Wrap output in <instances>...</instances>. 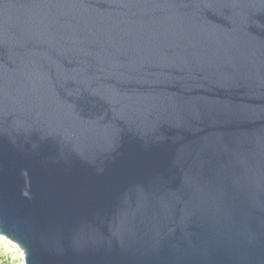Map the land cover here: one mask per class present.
I'll list each match as a JSON object with an SVG mask.
<instances>
[{
	"label": "water",
	"instance_id": "obj_1",
	"mask_svg": "<svg viewBox=\"0 0 264 264\" xmlns=\"http://www.w3.org/2000/svg\"><path fill=\"white\" fill-rule=\"evenodd\" d=\"M0 239L264 264V0H0Z\"/></svg>",
	"mask_w": 264,
	"mask_h": 264
},
{
	"label": "rangeland",
	"instance_id": "obj_2",
	"mask_svg": "<svg viewBox=\"0 0 264 264\" xmlns=\"http://www.w3.org/2000/svg\"><path fill=\"white\" fill-rule=\"evenodd\" d=\"M0 255L3 257L6 256L7 258L8 256H10V259L12 261L9 262V264H23L18 250H16L15 247H13L11 243L7 242L4 239H0Z\"/></svg>",
	"mask_w": 264,
	"mask_h": 264
},
{
	"label": "trees",
	"instance_id": "obj_3",
	"mask_svg": "<svg viewBox=\"0 0 264 264\" xmlns=\"http://www.w3.org/2000/svg\"><path fill=\"white\" fill-rule=\"evenodd\" d=\"M0 264H9L8 258L0 255Z\"/></svg>",
	"mask_w": 264,
	"mask_h": 264
},
{
	"label": "built area",
	"instance_id": "obj_4",
	"mask_svg": "<svg viewBox=\"0 0 264 264\" xmlns=\"http://www.w3.org/2000/svg\"><path fill=\"white\" fill-rule=\"evenodd\" d=\"M13 247H15L14 245H12ZM16 250H18L19 254H20V258H21V261H23V255H22V252L20 251V249L18 247H15ZM11 254V252H10ZM9 258V262H11L12 260L10 259V256H8Z\"/></svg>",
	"mask_w": 264,
	"mask_h": 264
}]
</instances>
